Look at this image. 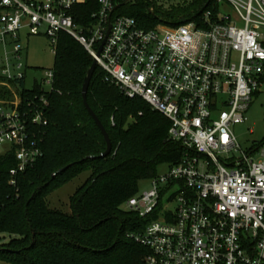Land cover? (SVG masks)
<instances>
[{
	"label": "built area",
	"instance_id": "obj_1",
	"mask_svg": "<svg viewBox=\"0 0 264 264\" xmlns=\"http://www.w3.org/2000/svg\"><path fill=\"white\" fill-rule=\"evenodd\" d=\"M87 1L0 0V146L16 159L10 184L43 156L40 128L53 91V68L26 84L22 31L43 29L54 55L65 32L105 81L166 117L170 138L185 148L123 206L140 222L128 236L147 250L145 264H264V141L246 152L232 130L264 79V0H214V22L207 11L203 26L152 28L116 12L128 0H97L92 20L79 24L70 12ZM232 152L240 154L219 157Z\"/></svg>",
	"mask_w": 264,
	"mask_h": 264
},
{
	"label": "trees",
	"instance_id": "obj_2",
	"mask_svg": "<svg viewBox=\"0 0 264 264\" xmlns=\"http://www.w3.org/2000/svg\"><path fill=\"white\" fill-rule=\"evenodd\" d=\"M128 1H118L116 12L134 17L145 28L188 22L203 26L207 11L210 22L218 19L214 0H192L168 13L175 17L172 21L144 12L143 6L131 8ZM97 9V0H88L70 13L86 25ZM54 56L47 124L40 128L43 156L16 174L15 185L10 184V170L16 166L13 152L0 156V262L145 264L147 250L128 236L140 222L123 206L161 164L179 162L185 148L170 138L166 117L141 99L125 96L104 80L96 65L86 99L112 144L110 153L100 156L106 142L82 100L83 82L94 60L65 32L58 34ZM87 171L86 181L70 197V212L49 207L52 191Z\"/></svg>",
	"mask_w": 264,
	"mask_h": 264
},
{
	"label": "rangeland",
	"instance_id": "obj_3",
	"mask_svg": "<svg viewBox=\"0 0 264 264\" xmlns=\"http://www.w3.org/2000/svg\"><path fill=\"white\" fill-rule=\"evenodd\" d=\"M45 1V0H37ZM192 0H129L128 6L131 8L142 7L143 11L149 14L155 13L156 16L164 21H172L175 17L170 16L169 12H176L179 8L187 6ZM150 9V10H149ZM233 15L234 10L222 3V11ZM168 14V15H167ZM26 30L22 31L21 43L24 50L22 51L21 62L26 74V84L32 86L34 80L40 81L45 76V71L54 67L55 56L51 52L50 41L44 36L43 29L38 36H26ZM264 41V28L260 30ZM232 130L236 136L240 147L250 152L256 149L264 141V82H262L258 91L254 94L252 102L246 113L244 123L235 124ZM7 147L0 146V156L6 153ZM239 152H232L229 155L220 154L219 157L226 159L230 155L239 156ZM169 164H161L157 168V173L165 172ZM89 173L82 172L71 181L65 183L59 188L52 191L47 196V204L50 208L63 212H70V197L87 179ZM151 183L149 180H143L139 183V191L149 189ZM2 242H6V239ZM0 264H7L0 262Z\"/></svg>",
	"mask_w": 264,
	"mask_h": 264
},
{
	"label": "water",
	"instance_id": "obj_4",
	"mask_svg": "<svg viewBox=\"0 0 264 264\" xmlns=\"http://www.w3.org/2000/svg\"><path fill=\"white\" fill-rule=\"evenodd\" d=\"M96 65H97L96 64V61L94 60L93 63H92V65H91V67L87 71V76L85 77L84 82H83V86H82V100H83V104H84L85 108L87 109V111L91 115L92 119L97 124L98 128L100 129V131H101V133H102V135L104 137V140L106 142V149H105L104 152H102L100 154V156L105 157L111 151V148H112L111 140H110V138H109V136L107 134V131L104 128V126L102 125V123L100 122V120L98 119V117L96 116V114L93 112V110L89 107V105L87 103V99H86L87 88H88L90 79L92 77V74H93V71H94ZM53 175H55V174H53Z\"/></svg>",
	"mask_w": 264,
	"mask_h": 264
}]
</instances>
